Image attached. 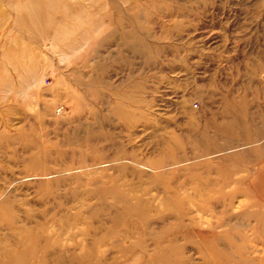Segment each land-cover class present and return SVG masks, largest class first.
<instances>
[{"label":"rangeland","instance_id":"374dc122","mask_svg":"<svg viewBox=\"0 0 264 264\" xmlns=\"http://www.w3.org/2000/svg\"><path fill=\"white\" fill-rule=\"evenodd\" d=\"M0 264H264V0H0Z\"/></svg>","mask_w":264,"mask_h":264}]
</instances>
